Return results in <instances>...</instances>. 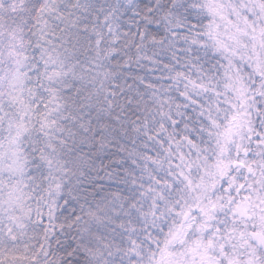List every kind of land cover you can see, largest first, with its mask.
I'll return each instance as SVG.
<instances>
[{
    "label": "snow or ice",
    "instance_id": "6c2138e0",
    "mask_svg": "<svg viewBox=\"0 0 264 264\" xmlns=\"http://www.w3.org/2000/svg\"><path fill=\"white\" fill-rule=\"evenodd\" d=\"M0 264H264V0H0Z\"/></svg>",
    "mask_w": 264,
    "mask_h": 264
}]
</instances>
